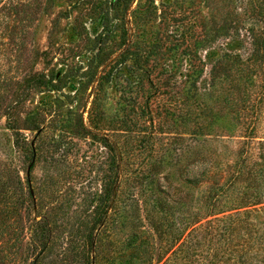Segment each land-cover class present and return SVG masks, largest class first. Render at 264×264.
Listing matches in <instances>:
<instances>
[{"label":"rangeland","instance_id":"1","mask_svg":"<svg viewBox=\"0 0 264 264\" xmlns=\"http://www.w3.org/2000/svg\"><path fill=\"white\" fill-rule=\"evenodd\" d=\"M18 17L0 37L14 263L181 264L184 240L264 222V0H34Z\"/></svg>","mask_w":264,"mask_h":264},{"label":"trees","instance_id":"2","mask_svg":"<svg viewBox=\"0 0 264 264\" xmlns=\"http://www.w3.org/2000/svg\"><path fill=\"white\" fill-rule=\"evenodd\" d=\"M33 5L34 0H4L3 11L0 13V37L13 36L16 33L13 28L20 22L18 16L25 8ZM7 20L13 22L11 27H9ZM244 215L255 217L251 212ZM219 221L220 219H216L209 223ZM4 237L5 234L0 231V255L3 253V259L7 260L6 264H11L13 262L10 259L11 256L18 254V251H13L18 242V237L14 239L10 237L1 241ZM20 242L21 240L19 244ZM140 245L141 243L137 247L140 248ZM141 252L143 251L139 253ZM180 253L181 264H264V222L249 224L239 220V218H230L225 228L217 227L215 233L212 228L209 238L197 235L195 240L191 242L184 240L180 247ZM137 261V263L132 264H152V260L147 262L145 259L142 260L141 256L137 258ZM13 264L16 263L13 262Z\"/></svg>","mask_w":264,"mask_h":264}]
</instances>
